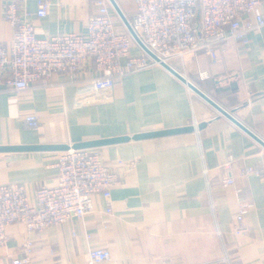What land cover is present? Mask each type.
I'll use <instances>...</instances> for the list:
<instances>
[{
    "label": "crops",
    "instance_id": "1",
    "mask_svg": "<svg viewBox=\"0 0 264 264\" xmlns=\"http://www.w3.org/2000/svg\"><path fill=\"white\" fill-rule=\"evenodd\" d=\"M35 26L40 39L61 33H86L94 0H49L45 18L35 15L38 0H0V45L12 47L14 29L6 5ZM129 21L133 0H116ZM262 10L264 12V1ZM116 30L126 26L111 8ZM249 42L228 41L217 63L200 54L175 63L176 70L259 137L264 139V28ZM140 49L133 44L132 55ZM97 75L87 60L76 77L56 76L52 86L15 92L0 88V146L65 144L133 136L206 122L202 130L170 137L129 141L91 149L119 175L112 191L113 216L101 195L94 211L39 234L23 226L8 229L0 264L32 246L30 264H90L91 249H107L109 261L97 264H264V177L244 174L264 166V148L187 85L159 65L114 81L109 104L76 105L80 87ZM35 115L37 129L24 118ZM62 151L0 153V184H20L34 201L41 187H56ZM232 165L236 183L223 187ZM240 190V192H237ZM245 229L235 234L236 215Z\"/></svg>",
    "mask_w": 264,
    "mask_h": 264
},
{
    "label": "built area",
    "instance_id": "2",
    "mask_svg": "<svg viewBox=\"0 0 264 264\" xmlns=\"http://www.w3.org/2000/svg\"><path fill=\"white\" fill-rule=\"evenodd\" d=\"M263 1L133 0L136 10L129 22L144 46L175 69L177 61L200 54L215 64L228 41L246 44L250 31L264 28ZM49 7V0H38L36 17L45 18ZM111 8L110 0H94L85 34L61 33L40 39L34 24L19 14L16 2H9L5 19L14 29L13 42L10 49L0 45V88L21 92L34 85L48 87L54 85L53 80L59 75L71 81L90 60L97 75L80 87L76 105L80 108L111 103L115 79L159 65L127 28L116 30ZM133 44L140 49L135 56L131 54ZM24 125L37 129L40 121L30 115L24 118ZM57 167L58 185L38 188L34 201L23 185L0 184V249L8 244L11 226H23L32 235L72 218H84L93 213L97 195L105 201L106 215L113 216L112 191L119 175L97 153L70 148L61 152ZM225 167L230 171L222 180L226 188L235 185L236 177L230 162ZM243 173L264 177V166L246 167ZM248 208L244 204L236 215L237 235L245 232L242 219ZM19 250L21 256L13 257L9 264H30V243H23ZM110 258L107 249L95 248L88 253L90 264Z\"/></svg>",
    "mask_w": 264,
    "mask_h": 264
},
{
    "label": "water",
    "instance_id": "3",
    "mask_svg": "<svg viewBox=\"0 0 264 264\" xmlns=\"http://www.w3.org/2000/svg\"><path fill=\"white\" fill-rule=\"evenodd\" d=\"M114 10L119 15V17L123 20L127 30L132 35L134 40L147 52L161 67L166 69L169 73L175 76L182 83L187 85V87L196 95L201 97L206 103L211 105L221 116H224L228 120H230L233 124H235L238 128H240L243 132L249 135L254 141H256L260 146L264 148V139L259 137L256 133H254L251 129L245 126L241 121H239L235 116V111H228L219 105L216 101H214L210 96H208L205 92H203L199 87L191 83L182 73L173 68L172 66L161 62L155 55H153L141 42L134 29L131 26V23L123 13L122 9L118 5L116 0H110ZM207 126L206 122L200 123L197 127L191 125L187 127H177L172 129H162L155 131H147L135 134L133 136H120L109 139L102 140H93V141H85L76 143L73 146L65 145V144H39V145H23V146H0V153H12V152H38V151H67L70 148L73 149H94L97 147L114 145L120 143H126L129 141H142V140H150V139H158L164 137H170L175 135H182L187 133H192L197 130H202Z\"/></svg>",
    "mask_w": 264,
    "mask_h": 264
}]
</instances>
